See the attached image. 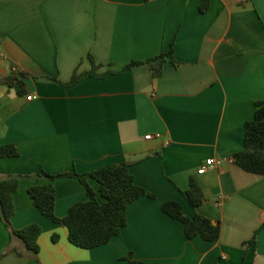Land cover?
Returning a JSON list of instances; mask_svg holds the SVG:
<instances>
[{
	"label": "crops",
	"instance_id": "obj_1",
	"mask_svg": "<svg viewBox=\"0 0 264 264\" xmlns=\"http://www.w3.org/2000/svg\"><path fill=\"white\" fill-rule=\"evenodd\" d=\"M170 47L174 62L166 56L152 79L147 62ZM132 62L142 64L125 70ZM20 74L19 90L0 84V146L18 152L0 158V181L18 178L12 227L36 224L41 234L32 254L0 220V264H124L130 254L158 264H264V176L231 160L264 101V0H0V80ZM208 159L218 164L198 174ZM121 163L154 198L130 204L126 225L102 246L70 244L28 195L41 173ZM190 180L205 197L196 208L183 195ZM52 184L58 218L87 200L74 177ZM168 201L218 224L219 238H186L161 210Z\"/></svg>",
	"mask_w": 264,
	"mask_h": 264
},
{
	"label": "trees",
	"instance_id": "obj_2",
	"mask_svg": "<svg viewBox=\"0 0 264 264\" xmlns=\"http://www.w3.org/2000/svg\"><path fill=\"white\" fill-rule=\"evenodd\" d=\"M147 1V0H144ZM168 56L172 60V47L165 54L161 53L155 59L148 61L152 79L157 78L161 73L164 58ZM140 62H132L125 67L129 69L140 65ZM93 73L74 74L67 85L77 83L84 76H91ZM23 75L9 77L0 80V84H12L17 90L23 85ZM253 119L244 123V139L242 150L234 153L232 162L245 172L264 176V101L255 103ZM18 155L13 145L0 146V158H11ZM61 177H74L83 185L87 200L73 204L65 217L58 218L54 214L55 189L52 181ZM41 183L28 189V195L33 206L48 220L60 224L67 229V238L70 244L82 249H92L102 246L117 236L120 230L126 225L127 207L142 197L154 198V195L136 185L129 172V166L121 163L114 166L104 167L86 174L63 173L48 175L41 173L38 176ZM94 180L99 184L98 199L97 193L89 184ZM18 188L17 177H6L0 181V220L10 236L17 237L32 254L39 251L38 238L41 229L36 224H29L21 229L12 227L11 218L14 214L12 201L13 194ZM187 203L196 208L205 201L199 185L190 180L189 188L183 193ZM162 212L173 220L179 221L183 226L184 235L188 239L200 237L205 241L213 242L220 236V226L214 224L208 218L195 215L187 217L182 212L179 203L168 201L161 205ZM56 236H52L55 241ZM124 264H158L146 263L136 260L130 254L123 259Z\"/></svg>",
	"mask_w": 264,
	"mask_h": 264
},
{
	"label": "built area",
	"instance_id": "obj_3",
	"mask_svg": "<svg viewBox=\"0 0 264 264\" xmlns=\"http://www.w3.org/2000/svg\"><path fill=\"white\" fill-rule=\"evenodd\" d=\"M12 72L16 73L17 72L16 68H12ZM27 99L31 100L32 97H28ZM151 138H152L151 135L145 136L146 140H149ZM216 164H218V162H215L214 159H208V160L205 161V164L197 171V173L198 174H203L208 167H212V166H214Z\"/></svg>",
	"mask_w": 264,
	"mask_h": 264
}]
</instances>
